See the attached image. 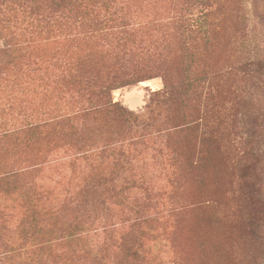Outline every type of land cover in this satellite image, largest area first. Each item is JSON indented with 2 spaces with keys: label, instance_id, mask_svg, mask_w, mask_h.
I'll list each match as a JSON object with an SVG mask.
<instances>
[{
  "label": "rangeland",
  "instance_id": "374dc122",
  "mask_svg": "<svg viewBox=\"0 0 264 264\" xmlns=\"http://www.w3.org/2000/svg\"><path fill=\"white\" fill-rule=\"evenodd\" d=\"M116 2L135 21L136 46L152 48L161 63L151 79L117 89L113 98L137 114L154 108L161 120L154 131L134 130L120 148L71 155L73 140L31 143L11 134L56 118L60 108L74 110L77 88L69 74L60 75L58 62L84 42L52 35L58 37L37 47L47 53L40 67L27 59L26 72L0 75V167L22 174L16 188L0 192V264L36 257L35 264H214L216 258L215 264H264V0ZM189 18L207 25L209 42L194 46L189 68L195 74L175 79L188 84L212 71L205 85L195 84L200 97L191 90L183 107L158 103L161 64L171 75L179 69L185 54L177 34ZM95 44L107 51L103 64L118 63L111 42ZM178 123L184 127L174 133ZM86 130L89 146L127 134L104 119ZM33 213L48 232L43 241L27 238ZM132 242L146 261L128 258Z\"/></svg>",
  "mask_w": 264,
  "mask_h": 264
},
{
  "label": "trees",
  "instance_id": "16d2710c",
  "mask_svg": "<svg viewBox=\"0 0 264 264\" xmlns=\"http://www.w3.org/2000/svg\"><path fill=\"white\" fill-rule=\"evenodd\" d=\"M125 12L118 8L116 0H0V75L12 72L16 74L18 68L26 72L25 60L27 59L32 63L31 65L40 67L42 60V63L46 62L47 53L43 50L36 53L37 47L41 40L58 37L52 35L63 36L66 42L78 40L84 42L82 48L77 47L72 52L65 51L58 62L60 75L69 74L77 88L75 92L79 101L74 98V110L67 113L60 108L56 118H41L11 135L16 134L17 137H23L31 143L52 140V136L62 141L73 140L77 144L71 147L75 153L71 155L83 156L86 152L93 150L103 154L112 146L117 148L123 142L127 144L129 140L135 138L130 134L136 129L142 128L146 132L153 130L156 122L161 120L159 117L162 113H157V110L151 107H148L144 113H133L115 102L113 98L115 90L151 79L152 72L157 73L155 63H161L153 59L152 48L140 51L142 46L140 48L136 46L138 45V29L134 25L135 21H130ZM190 19L184 21L185 28L182 24L180 25V31L177 34V39L182 40L180 52L185 54L183 64H179V69L173 75L169 73L166 63L161 64L165 69H161L158 73L164 81V89L159 94L163 100L158 103H171L172 106L183 107L191 90L194 95L200 97V94H197L199 89L196 90L195 84L200 80L205 85L209 72L212 71L195 75L198 78L190 79L188 84L185 83L186 78L175 79L181 72L189 76L195 74L189 68L196 52L194 46L196 42H209L210 31L207 25L200 24L199 18L195 21ZM110 30L114 31L109 33ZM99 40L111 42L114 48H117V55L114 57L118 59V63L111 66L102 63L107 51H104L103 47L95 46ZM88 42L93 44L89 45ZM134 44L136 47H133ZM187 44H191L192 47H186ZM107 58L111 57L107 56ZM31 65L27 69H31ZM59 83L64 86L67 83L66 76H63L62 82ZM100 119L126 127L127 134H117L115 138L112 137L103 145L89 146L86 129L91 122L96 123ZM183 125L174 124L171 130L179 133ZM8 133L6 132L3 136H11ZM144 137L145 135H142L140 138ZM102 170L99 166L95 169L99 182L103 180ZM20 173L21 169L13 166L0 167V192L9 193V190L16 188L22 175ZM33 201L38 202L36 198H30L28 203L32 204ZM42 212L51 213L46 209H42ZM31 221L32 228L35 229L26 232L27 238L45 240L44 237L48 232H44V228L39 227L42 222L34 213ZM69 229L70 226L67 225L65 230ZM41 250L46 251V247L43 246ZM126 254L135 263L146 261L143 248L139 243L132 242ZM36 258L23 264H35ZM216 261L217 258L214 264Z\"/></svg>",
  "mask_w": 264,
  "mask_h": 264
}]
</instances>
